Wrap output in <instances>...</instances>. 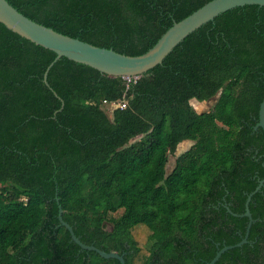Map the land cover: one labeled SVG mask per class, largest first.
I'll use <instances>...</instances> for the list:
<instances>
[{"label": "trees", "instance_id": "16d2710c", "mask_svg": "<svg viewBox=\"0 0 264 264\" xmlns=\"http://www.w3.org/2000/svg\"><path fill=\"white\" fill-rule=\"evenodd\" d=\"M8 1L61 33L140 55L210 0ZM56 56L0 22V264H121L82 250L60 206L81 241L126 264H206L244 238L240 214L264 177V6L220 14L138 78L62 57L47 85ZM220 91L207 111L191 104ZM124 99L110 117L104 100ZM249 207L248 242L215 264H264V185Z\"/></svg>", "mask_w": 264, "mask_h": 264}, {"label": "water", "instance_id": "95a60500", "mask_svg": "<svg viewBox=\"0 0 264 264\" xmlns=\"http://www.w3.org/2000/svg\"><path fill=\"white\" fill-rule=\"evenodd\" d=\"M245 5L264 6V0H210L187 17L180 21H175L149 50L140 55L121 53L113 48L101 47L61 33L52 27H48L29 18L14 7L8 0H0V22L29 41L56 53V58L48 65L44 73V81L49 85L48 73L55 62L62 57H67L75 62L88 65L111 77H139L150 69L163 63L164 59L176 46L201 26L214 20L215 17L228 10ZM63 106L64 104L62 107ZM259 127L264 130V99L260 105L259 120L255 125V129H258ZM263 185L264 177L259 179V184L255 190L248 194L245 203V212L240 214L241 216L249 218L244 238L236 244L225 245L220 248L215 257L206 264H215L227 250L241 247L248 242L250 229L255 221L250 211L249 204L253 195H255ZM225 206L228 207V205ZM229 211L233 213L230 209ZM233 214L238 215L236 213ZM58 217L60 223L66 226L70 231L71 239L77 243L82 250H93L98 252L104 258H115L119 260L121 264H126L124 255L115 251L107 252L93 244L89 245L81 241L73 227L64 220L63 209L61 206Z\"/></svg>", "mask_w": 264, "mask_h": 264}, {"label": "rangeland", "instance_id": "374dc122", "mask_svg": "<svg viewBox=\"0 0 264 264\" xmlns=\"http://www.w3.org/2000/svg\"><path fill=\"white\" fill-rule=\"evenodd\" d=\"M138 78V77H135ZM221 91L211 100L208 101H198L196 99H192L191 100V104L194 106V108L198 111V112H203V111H207L209 109H211L212 107H214V105L216 104V102L218 101L219 97H220ZM104 109L107 111L108 115L111 117L112 116V110H113V106L109 105V106H104ZM192 141H184L182 143L179 144V146L177 147V150L174 154H170L169 155V161L167 164V171H171L172 168L175 166L176 163V158L179 154H181L182 152H184L185 150L189 149L190 146L192 145ZM110 228V225L108 226Z\"/></svg>", "mask_w": 264, "mask_h": 264}, {"label": "built area", "instance_id": "2783aa9c", "mask_svg": "<svg viewBox=\"0 0 264 264\" xmlns=\"http://www.w3.org/2000/svg\"><path fill=\"white\" fill-rule=\"evenodd\" d=\"M105 105L109 106L112 105L113 109L117 107L124 108L127 106V100H114V101H109V100H104Z\"/></svg>", "mask_w": 264, "mask_h": 264}, {"label": "flooded vegetation", "instance_id": "af4514ba", "mask_svg": "<svg viewBox=\"0 0 264 264\" xmlns=\"http://www.w3.org/2000/svg\"><path fill=\"white\" fill-rule=\"evenodd\" d=\"M177 157H178V156H177ZM176 159H177V158H176ZM173 168H174V167H173ZM173 168H172V169H173Z\"/></svg>", "mask_w": 264, "mask_h": 264}]
</instances>
